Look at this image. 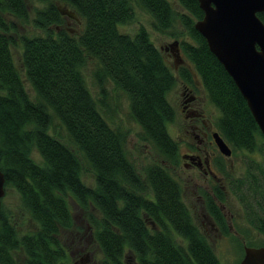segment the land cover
<instances>
[{"label": "trees", "instance_id": "obj_1", "mask_svg": "<svg viewBox=\"0 0 264 264\" xmlns=\"http://www.w3.org/2000/svg\"><path fill=\"white\" fill-rule=\"evenodd\" d=\"M37 1L42 4L32 7L29 0H0V169L4 187L16 189L37 224L18 236L0 208V264H72L59 236L74 226L68 198L87 214L101 251L97 264H128L129 254L138 264H221L182 199L179 180L162 162L177 156V142L167 129L175 116L167 94L176 76L145 26L132 34L120 30L119 24L133 17V0ZM137 1L151 14L155 29L180 25L186 30L189 38H182L179 48L219 110L215 123L220 135L233 147L257 149L264 156V138L245 98L194 27L203 16L198 0H177L186 12L171 0ZM59 2L83 19L77 35L65 27L53 29L63 22ZM257 15L264 22V11ZM18 20L30 21L43 33L19 31ZM14 46L19 47L20 66ZM88 59L95 62L92 76L99 101L83 71ZM178 74L193 81L185 65ZM109 83L127 95L140 125L138 137L161 160L145 161L137 169L125 145L126 132L112 125L98 106L107 104ZM53 117L66 140L49 131ZM33 147L40 161L31 156ZM78 152L95 173L94 186L82 179ZM254 167L263 180L251 172L249 184L261 209L257 227L264 231V163ZM215 195L221 200L218 191ZM206 198L209 212L223 225L217 202L208 193ZM17 249L24 254L21 263Z\"/></svg>", "mask_w": 264, "mask_h": 264}, {"label": "rangeland", "instance_id": "obj_2", "mask_svg": "<svg viewBox=\"0 0 264 264\" xmlns=\"http://www.w3.org/2000/svg\"><path fill=\"white\" fill-rule=\"evenodd\" d=\"M29 2L32 7L42 4L37 0H29ZM133 3V17L131 20L119 24L120 30L132 34L138 27L145 26L153 43L161 50L166 63L176 76V82L167 94L169 101L175 109V116L173 120L167 122V129L172 138L177 142V156L173 161L168 162L162 160V162L171 174L179 180L182 187V199L191 210L196 224L211 242L220 263L238 264L244 253V245H264V231H261L257 227V219L261 209L256 202L255 194L252 195L249 184L253 179L250 174L251 172H254L255 175L263 180L262 171L255 168L254 164L258 161L261 164L264 163V156L257 149L249 150L245 147H233L228 143L232 148V154L224 158L225 168L219 169L222 175V181L218 180V182L211 177L198 174L197 172L193 173L191 168L184 165V159L181 153L188 150L184 142L187 140L195 141L194 137L191 136L192 134L185 129L187 119L182 105L184 100L189 99V95L184 89V82L194 90L197 96L196 100L200 101V110L210 119L215 129V122L220 116L219 110L209 100L207 92L200 78L197 76L193 64L186 55L180 49L179 56L177 55L174 58L175 54L172 55L176 51L174 46L171 47V43L177 40L179 48L181 39L184 37L189 38L186 30L180 25L164 31L155 29L152 26L151 14L137 0H133ZM171 3L174 8L186 12L177 0H171ZM58 5L64 13L63 22L59 26H53V29L65 27L71 34L77 35L83 28V19L69 5L61 2ZM17 23L19 31L21 32L43 33L42 29L33 27L30 21L20 22L18 20ZM180 29H182V32L175 35L174 32ZM165 47L167 48L165 49ZM13 53L17 64L20 66L18 46L13 47ZM181 65H185L192 73L193 81L191 83L179 76L178 69ZM94 67V60L88 59L86 65L83 67V71L93 96L99 101L98 98L101 97L99 96L97 85L92 76ZM25 85L30 96L34 97L35 93L26 80ZM107 89L108 94L105 98L107 104L106 106H102L98 102L99 109L112 125L126 132L125 145L137 169H140L145 161L151 159L161 160L154 148L138 137V132L141 130L140 125L131 115L127 95L111 83L107 84ZM49 131L58 134L66 140L64 128L56 117H53L52 126L49 128ZM73 149L75 148L73 147ZM31 156L37 161L41 160L38 151L34 147L31 150ZM79 156L83 166L81 172L82 179L85 183L94 186L95 173L80 153ZM216 191L221 195V200L217 203L219 204L221 202L220 204L223 208V225L219 222H214V225H212L210 224V220L204 216L205 210L202 197L206 198L207 193ZM68 200L71 204L74 226L70 229L62 230L59 236L69 254V259L72 264H97L101 258V251L93 237L92 227L88 221L87 214L73 200L70 198ZM1 208L3 209V214L8 215L11 223L15 226L18 236L21 233L34 230L37 227L36 222L21 204L18 192L13 187H5V193L1 199ZM92 211L98 213L96 208H93ZM210 218L214 221L212 217ZM16 256L21 263L24 258L21 249L16 250ZM127 263L138 264L135 256L131 254H129Z\"/></svg>", "mask_w": 264, "mask_h": 264}, {"label": "water", "instance_id": "obj_3", "mask_svg": "<svg viewBox=\"0 0 264 264\" xmlns=\"http://www.w3.org/2000/svg\"><path fill=\"white\" fill-rule=\"evenodd\" d=\"M203 16L194 27L206 39L210 51L222 63L245 98L264 137V0H198ZM179 56L178 42L171 43ZM214 141L225 155L231 148L218 131ZM5 177L0 169V208L5 193ZM238 264H264V245H244Z\"/></svg>", "mask_w": 264, "mask_h": 264}, {"label": "flooded vegetation", "instance_id": "obj_4", "mask_svg": "<svg viewBox=\"0 0 264 264\" xmlns=\"http://www.w3.org/2000/svg\"><path fill=\"white\" fill-rule=\"evenodd\" d=\"M166 48L167 47H165V49ZM172 55H174V53H172ZM176 57L177 56L174 55V58ZM184 89L189 95V99L184 100L182 105L187 119V126L185 129L192 134L191 136L194 137L195 141L187 140L184 142L186 143L188 150L181 153V156L184 159L183 163L186 167L191 168L193 173L197 172L198 174L211 177L218 182V180L222 179L219 169L225 168L224 158L229 157L232 154V151L230 155H225L219 151L213 138V132L216 129L206 114L200 110V101L196 100L197 96L194 90L185 82ZM208 194L212 196L215 201L217 200L216 202L220 201L215 195V192ZM202 198L205 210L204 216L206 219L210 220V224L214 225V222L218 223L207 208V198ZM220 203L217 204L224 215ZM210 217H212L214 221H212ZM148 223L151 226H155L151 221Z\"/></svg>", "mask_w": 264, "mask_h": 264}]
</instances>
